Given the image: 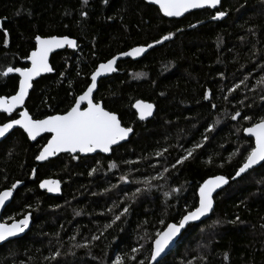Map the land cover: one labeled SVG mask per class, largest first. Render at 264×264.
<instances>
[{
	"label": "trees",
	"instance_id": "trees-1",
	"mask_svg": "<svg viewBox=\"0 0 264 264\" xmlns=\"http://www.w3.org/2000/svg\"><path fill=\"white\" fill-rule=\"evenodd\" d=\"M217 11L227 15L214 19ZM169 33L99 83L95 101L134 130L111 155L60 154L39 164L50 135L31 142L18 128L0 142V192L23 182L3 221L32 216L24 236L0 245V264H115L118 256L150 264L156 234L197 207L200 187L215 176L229 180L212 215L189 225L159 264H264V162L234 178L254 147L244 129L264 117V0H223L178 20L145 0H0V73L28 67L38 35L77 40L75 50L52 56L53 74L34 82L26 108L42 119L69 111L101 62ZM18 87L17 75H0V96ZM138 100L155 105L151 119L138 117ZM17 117L0 113V124ZM51 177L62 195L40 189Z\"/></svg>",
	"mask_w": 264,
	"mask_h": 264
},
{
	"label": "snow or ice",
	"instance_id": "snow-or-ice-1",
	"mask_svg": "<svg viewBox=\"0 0 264 264\" xmlns=\"http://www.w3.org/2000/svg\"><path fill=\"white\" fill-rule=\"evenodd\" d=\"M87 3V0H84ZM167 16H181L189 9L203 8L205 6L216 8L220 4V0H155ZM87 15V13H83ZM227 13L224 11H217L214 19L223 18ZM174 33L157 40L154 43L160 44L168 40ZM38 47L31 53L29 59L32 66L30 68L7 67L6 70L0 75L7 76L10 73H19L22 79L19 82V91L11 97H0V109L7 113H12L13 110L24 103L28 89L32 86L31 81L34 76L39 75L41 72H51L53 69L48 63L49 53L53 49H58L64 45L72 48H77L78 44L75 39L68 36H36L35 37ZM152 44L146 46H138L132 48L129 52H122L120 56H140L148 48H152ZM119 57H113L106 63H101L96 71L91 76V84L87 90L76 99L74 106L66 113L54 116H48L43 120H36L31 117L27 109L19 113V119H12L10 122L0 125V137L12 129L14 126H21L28 135L35 139L42 132L53 133L51 140L43 148L40 154L36 157L37 160H46L49 156L55 155L60 151L70 152H94L101 149L107 153L112 151V146L118 144L119 141L124 140L132 131L131 127H123L117 113L108 111L103 106L102 102H94L93 91L97 87V77L102 73L115 71L114 65ZM238 87V85H237ZM211 93L209 92V96ZM207 98V97H206ZM264 99V97H261ZM86 102L87 106L82 107ZM136 107L140 111L141 119L152 115L154 105L145 101H137ZM215 107V105H213ZM240 116V112L235 114L236 117ZM244 119L251 120V117H244ZM211 130V129H209ZM255 138L254 147H251L250 152L245 158L243 164L236 171V177L247 173L253 169L254 166L260 165L264 162V117L253 123L250 127L244 129ZM207 140V136L204 137ZM201 147L197 144L192 150H188L187 154L177 160V164H181L184 160L192 156L196 148ZM161 155V153H157ZM111 167L116 168L115 162ZM175 167V165H173ZM95 171V169H93ZM167 171V169H165ZM35 174V172L33 173ZM123 179L126 181L128 178L125 176ZM229 178L225 176H215L206 180L200 187L199 204L193 210L187 212L176 223H169L166 228L156 234L154 240V249L152 250L150 259L159 264L158 258L162 256L173 243L174 239L189 225L191 222L200 221L202 217H206L208 213L213 210V193L223 184L228 183ZM21 182L17 181L10 188L0 192V207L6 205V202L13 196V191ZM59 181H43L41 187L48 188L49 191H59ZM155 187L150 182L145 184V188L151 189ZM140 192L141 189H137ZM173 191H180L174 189ZM166 196H171L172 193H165ZM128 212V208H124L121 215ZM79 214V213H77ZM31 213L24 216L21 220H16L11 224L0 223V242L7 240L9 237L16 236L18 233L23 232L29 225ZM120 219V215L115 217L113 223ZM239 217H237V220ZM215 223H220L216 221ZM99 239V237H93ZM138 249H133V252ZM55 256H60V252H56ZM134 258V257H133ZM115 264H123V257H117ZM143 264V262H141Z\"/></svg>",
	"mask_w": 264,
	"mask_h": 264
},
{
	"label": "water",
	"instance_id": "water-1",
	"mask_svg": "<svg viewBox=\"0 0 264 264\" xmlns=\"http://www.w3.org/2000/svg\"><path fill=\"white\" fill-rule=\"evenodd\" d=\"M148 4H151V5H154V6H156L159 10H160V12H161V14L164 16V17H166V18H168V19H182V18H184L186 15H188L189 13H191V12H194V11H198V10H204V9H210V10H215V9H217L218 7H220V5H221V3H222V1L223 0H220V4L216 7V8H211V7H208V6H205V7H203V8H196V9H189L187 12H185V13H183V15H181V16H167L165 13H164V11L161 9V7H160V5L158 4V3H156L155 2V0H145ZM54 36H58V35H54ZM69 37V36H68ZM71 38V37H70ZM71 39H74V38H71ZM76 40V39H75ZM161 40V39H160ZM170 40V38L168 39V40H166V41H163L162 43H160V44H155L154 42L153 43H151L152 45H153V47L152 48H148L147 50H146V52H144L143 54H141L140 56H120L119 54L120 53H118L117 55H115V56H113V57H119L118 59H117V61H116V64L114 65V68H115V71H112V72H108V73H102L99 77H97V87H96V89H94V91H93V98H94V95H95V93H96V91H97V89H98V86H99V83L101 82V80L102 79H105V78H108V77H110V76H112L113 74H115L116 72H117V66H118V63L119 62H121V61H123V60H127V59H132V60H139L140 58H142L143 56H145L151 49H153V48H155V47H157V46H159V45H162V44H164L165 42H167V41H169ZM77 41V40H76ZM77 44H78V42H77ZM141 46H146V45H141ZM38 47V44H37V42H36V48ZM135 47H138V46H135ZM35 48V49H36ZM66 48H70V49H73V50H75L76 48H72V47H70V46H68V45H64L63 47H61V48H58V49H53V51L52 52H50L49 53V56H48V63H49V65H50V67L53 69V67H52V64H51V58H52V56L55 54V53H57V52H60V51H63V50H65ZM134 48V47H133ZM34 49V50H35ZM132 49V48H131ZM131 49H129V50H127V51H125V52H129ZM33 50V51H34ZM33 51H31V53L33 52ZM31 53H30V55H29V57L31 56ZM122 53V52H121ZM29 57L25 60V62H27L28 64H29V66L28 67H19V68H30L31 66H32V64H31V60L29 59ZM112 57V58H113ZM112 58H110V59H112ZM109 59V60H110ZM108 61V60H107ZM107 61H105V62H101V63H106ZM100 63V64H101ZM99 64V65H100ZM99 65L97 66V68L99 67ZM96 68V69H97ZM96 69L94 70V72L96 71ZM93 72V73H94ZM54 73V69H53V71H51V72H41L39 75H37V76H34L33 78H32V81H31V87L28 89V93H27V95H26V97H25V100H24V103L22 104V105H18L14 110H13V112L12 113H7V112H5L3 109H0V113H5V114H7V115H11V114H13V113H15V112H18V117L17 118H15V119H19L20 118V115H19V113H21V112H23L25 109H27L26 108V102H27V100H28V98H29V96H30V93H31V91H32V89H33V86H34V82L35 81H37L39 78H41L42 76H44V75H48V74H53ZM92 73V74H93ZM8 75H17L18 77H19V82H20V80L22 79V77H21V75L19 74V73H10V74H8ZM92 76V75H91ZM90 84H91V82H90ZM90 84H89V86H90ZM88 88V87H87ZM87 90V89H86ZM85 90V91H86ZM19 91V87H18V90H17V92ZM84 91V92H85ZM16 92V93H17ZM83 92V93H84ZM15 93V94H16ZM82 93V94H83ZM15 94H13V95H15ZM82 94H80V95H82ZM13 95H11V96H13ZM79 95V96H80ZM11 96H6V97H11ZM79 96L77 97V99L79 98ZM0 97H3V96H0ZM138 101H141V100H138ZM142 101H144V100H142ZM94 102H96L95 101V99H94ZM101 102V101H100ZM145 102H147V103H151V104H153L152 102H148V101H145ZM136 103H137V101L134 103V110L136 111V113L138 114V117L141 119V117H140V111H139V109L136 107ZM103 104V103H102ZM154 105V104H153ZM74 106V105H73ZM87 106V104H86V102L82 105V107H86ZM103 106H104V104H103ZM105 107V106H104ZM106 109V108H105ZM106 110H108V109H106ZM28 111V110H27ZM109 111V110H108ZM155 111H156V107H155V105H154V108H153V110H152V115H150V116H147L146 118H144V119H142V120H144V121H147V120H149V119H151L152 117H153V115H154V113H155ZM28 113H29V111H28ZM30 114V113H29ZM64 114V113H63ZM31 115V114H30ZM54 115H58V114H54ZM54 115H50V116H54ZM60 115H62V114H60ZM118 115V114H117ZM31 117H32V115H31ZM48 117V116H47ZM47 117H45V118H47ZM118 117H119V115H118ZM33 118V117H32ZM45 118H42V119H36V120H43V119H45ZM34 119V118H33ZM119 119H120V117H119ZM12 120V119H11ZM120 121H121V119H120ZM7 122H10V120L9 121H7ZM7 122H5V123H7ZM4 124V123H3ZM0 125H2V124H0ZM121 125L123 126V127H125L124 125H123V123H122V121H121ZM18 128H20V129H22L25 133H26V135L28 136V138H29V140L31 141V142H36L38 139H40L41 137H43V136H45V135H50V138L48 139V141L49 140H51V138H52V135H53V133H50V132H42V133H40L35 139H32L29 135H28V133L21 127V126H19V125H16V126H14L12 129H10L6 134H5V136H3V137H0V142L1 141H3L4 139H6L15 129H18ZM133 129V128H132ZM133 133H134V130L124 139V140H121V141H119L118 142V144H116V145H113L112 146V150L115 148V147H118L119 145H121V144H123V143H125V142H127L129 139H130V137L133 135ZM244 134L247 136V137H249V138H252L253 140H254V142H255V138L253 137V136H251L249 133H247V132H245L244 131ZM48 141L46 142V144L43 146V148L47 145V143H48ZM43 148L41 149V151L43 150ZM40 151V152H41ZM40 152H39V154H40ZM38 154V155H39ZM60 154H71V155H81V156H84V157H86V156H94V155H96V154H102V155H105V156H109V155H111L112 154V151H110V152H107V153H105V152H103L101 149H97L96 151H94V152H89V153H84V152H79V151H77V152H70V151H60V152H57L55 155H53V156H49L48 157V159H46V160H43V161H41V160H37L36 159V161H37V163H39V164H42V163H45V162H48V161H50V160H52L53 158H55V157H57V156H59ZM263 162H261V164H262ZM260 164V165H261ZM260 165H257V166H254V168L253 169H255V168H257V167H259ZM252 170V169H251ZM250 171V170H249ZM243 175V174H242ZM241 175V176H242ZM241 176H239V177H241ZM234 178H238V177H236V175H235V177ZM46 180H48V181H59L60 183H59V191H57V192H53V191H49L48 190V188H44V187H41L40 185H41V183L43 182V181H46ZM209 180V179H208ZM21 183L19 184V185H17V187H16V189L13 191V196L9 199V201H7L6 202V205L5 206H3V207H0V223H6V224H11V223H13L14 221H16V220H13V221H11V222H5V221H3V218H2V216H3V213H4V211H5V209H6V207L9 205V204H11V202L13 201V199H14V197H15V194H16V191L23 185V182L22 181H20ZM15 184V183H14ZM204 184V183H203ZM202 184V185H203ZM225 186V184H223V185H221V187H219V188H217L216 190H215V192L213 193V201H214V205H213V210H212V212H210V213H208L207 214V216L206 217H202L201 218V220L200 221H195V222H191L189 225H191V224H194V223H199V222H201V221H204V220H206V219H208L211 215H212V213H213V211H214V209H215V196L222 190V188ZM39 187H40V189L41 190H43V191H46L49 195H52V196H60V195H62V187H63V185H62V182H61V180L60 179H58V178H53V177H51V178H44L43 180H41L40 181V183H39ZM8 189V188H7ZM6 190V189H5ZM4 191V190H3ZM2 192V191H1ZM199 195H200V191H199ZM199 204V203H198ZM29 214V213H28ZM187 214V213H186ZM24 218V217H23ZM23 218H21V219H23ZM21 219H18V220H21ZM171 223H176V222H171ZM31 224H32V216H30V221H29V225H28V227L23 231V232H21V233H18L16 236H13V237H9L7 240H5V241H2V242H0V245H2V244H4V243H6V242H8V241H10V240H13V239H16V238H19V237H22V236H24L28 231H29V229H30V227H31ZM189 225H187L186 226V228L184 229V230H182V232L178 235V237H176L175 239H174V241H173V243L169 246V248L166 250V252L164 253V254H162V256L160 257V258H158V261L159 262H161L166 256H167V254L174 248V246H175V244L177 243V241L179 240V238L181 237V235L183 234V232L187 229V227L189 226ZM166 228V227H165ZM164 230V229H163ZM162 230V231H163ZM153 249H154V242H153ZM152 249V250H153ZM150 264H157V262L156 261H152L151 259H150Z\"/></svg>",
	"mask_w": 264,
	"mask_h": 264
}]
</instances>
